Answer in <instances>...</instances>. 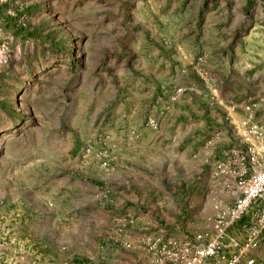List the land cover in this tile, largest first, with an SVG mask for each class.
<instances>
[{
  "label": "rangeland",
  "instance_id": "rangeland-1",
  "mask_svg": "<svg viewBox=\"0 0 264 264\" xmlns=\"http://www.w3.org/2000/svg\"><path fill=\"white\" fill-rule=\"evenodd\" d=\"M253 102L264 122V0H0V264H160L104 241L120 185L119 214L208 237L216 204L232 203L221 181L117 183L100 168L147 127L170 134L184 109L241 126Z\"/></svg>",
  "mask_w": 264,
  "mask_h": 264
},
{
  "label": "crops",
  "instance_id": "crops-1",
  "mask_svg": "<svg viewBox=\"0 0 264 264\" xmlns=\"http://www.w3.org/2000/svg\"><path fill=\"white\" fill-rule=\"evenodd\" d=\"M181 113L184 117L179 114L176 128L170 134L160 133V135L154 136L151 129L147 127L145 130H141L140 135L135 136L129 142L118 143L111 151L112 166L109 168L101 166L102 168H100L105 170L103 177L108 179V181L118 183L122 181L121 177H123L122 174L124 172H131V175H127L130 181L135 182L137 180L139 182L138 177L140 176L142 181L151 182L155 179H158V181H162L165 178L169 179L167 175L181 176V174H186L185 172L195 170L196 178L201 179L209 174L210 182H213L215 178L213 175L215 158L226 153L231 154L238 147L244 146L242 137L240 138L241 143L232 145V143L237 144L236 140L242 133L243 125L238 126L241 115L236 113V115L231 117L230 121H225L224 116H221L220 113H208L204 110L198 112L196 116L189 115L185 109ZM187 115L193 117H190L189 124L183 127L184 130H182L180 121L186 118ZM235 135H238V137ZM181 145H183L182 149ZM209 170L211 171L208 172ZM135 177L137 178L135 179ZM173 181L175 182V180ZM126 182H129V180H126ZM123 191L124 188L120 185L114 193L108 192L106 195L107 199L116 200L114 201L115 210H112V212H116V216L113 219L114 227L112 232L104 238V241L114 239L120 241L123 247H126L125 244L131 243L133 248H135L136 255L140 257V253L144 254L143 252L146 251L147 260L152 261V263L157 262V255L151 253L147 248L151 241L164 240L168 237L174 239L183 238L176 236L178 234L172 227L152 225V223L143 219L142 211L139 212L140 208L138 209L139 211L132 209L135 207L133 205H129L125 213L119 214L117 205L128 200L126 193H123L122 196ZM155 194L159 196L158 208L165 213H169V209L173 205L169 201H164V198L168 196L156 192ZM185 194L187 192L182 193L178 198L184 200ZM146 196L147 194H144L142 198L145 200ZM180 199L174 205L177 210L186 208L184 201ZM201 205H199L200 208ZM164 208L167 209L164 210ZM128 225L129 227H127ZM113 250L116 251L113 254L116 257L118 252H120L119 246ZM160 264L172 263L167 261Z\"/></svg>",
  "mask_w": 264,
  "mask_h": 264
},
{
  "label": "built area",
  "instance_id": "built-area-1",
  "mask_svg": "<svg viewBox=\"0 0 264 264\" xmlns=\"http://www.w3.org/2000/svg\"><path fill=\"white\" fill-rule=\"evenodd\" d=\"M176 91L179 94L183 88ZM257 105L253 102L244 108V146L214 161L213 175L232 203L216 204L212 231L206 238L151 241L148 246L157 255V262L264 264V122L256 116ZM149 124L154 129L159 127L154 118Z\"/></svg>",
  "mask_w": 264,
  "mask_h": 264
}]
</instances>
